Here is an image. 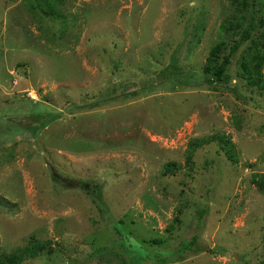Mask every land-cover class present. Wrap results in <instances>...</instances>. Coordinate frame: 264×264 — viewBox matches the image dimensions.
<instances>
[{
    "label": "rangeland",
    "instance_id": "1",
    "mask_svg": "<svg viewBox=\"0 0 264 264\" xmlns=\"http://www.w3.org/2000/svg\"><path fill=\"white\" fill-rule=\"evenodd\" d=\"M49 1L0 0V254L36 236L51 251L23 264H263L264 91L239 78L247 43L229 84L203 69L264 0ZM213 135L238 163L217 140L188 162Z\"/></svg>",
    "mask_w": 264,
    "mask_h": 264
},
{
    "label": "trees",
    "instance_id": "2",
    "mask_svg": "<svg viewBox=\"0 0 264 264\" xmlns=\"http://www.w3.org/2000/svg\"><path fill=\"white\" fill-rule=\"evenodd\" d=\"M234 6L246 9L249 5L248 0H228ZM50 14L55 6L50 7L52 4L49 0H45ZM246 15H240L238 18L234 16L222 23L220 26L221 33L228 37L229 32H233L232 35L239 36V40L231 39L232 35L226 40H222L210 51V55L207 59V64L204 66V73L207 82L213 84H229L231 76L229 75V65L232 63V57L237 51L247 43V48L242 55L239 72L240 80L245 82L248 88L255 89L257 91H264V17L263 18H250L247 22ZM246 22V23H243ZM256 32H259L258 34ZM230 40H233L230 43ZM53 120L52 118L50 121ZM40 121V120H39ZM49 123L43 125L46 127ZM42 126V128H43ZM37 128V127H36ZM213 140L220 141L222 148L226 150V155L229 160L234 163H238V153L235 150V145L227 139L224 135L211 136L204 139H198L192 142L188 150V162L191 161L193 154L202 145L212 142ZM180 166L172 162L165 165V173H174ZM55 182L60 183L66 188H76L82 192L91 195L95 201H98L101 205H105L103 201V185L98 183L83 182V181H70L66 184L56 175L53 176ZM253 183H255L261 191L264 190V176L253 177ZM74 184V185H73ZM202 217V216H200ZM179 222V218L175 217L174 222L168 228V232L175 230V223ZM156 242V241H155ZM195 240L185 241L184 250H192L195 245ZM154 243V242H153ZM158 244L164 243L163 240H157ZM51 241H41L36 236H32L25 246L19 247L12 251V253L0 254V264H23L25 261L35 259L45 251L50 252L49 245ZM156 244V243H155ZM182 249V250H183ZM264 264V263H263Z\"/></svg>",
    "mask_w": 264,
    "mask_h": 264
}]
</instances>
